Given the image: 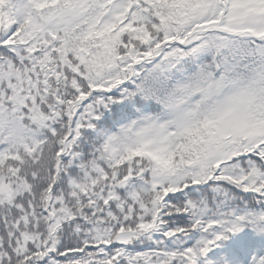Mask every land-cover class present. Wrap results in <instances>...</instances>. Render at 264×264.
Returning a JSON list of instances; mask_svg holds the SVG:
<instances>
[{
    "label": "snow or ice",
    "instance_id": "6c2138e0",
    "mask_svg": "<svg viewBox=\"0 0 264 264\" xmlns=\"http://www.w3.org/2000/svg\"><path fill=\"white\" fill-rule=\"evenodd\" d=\"M0 264H264V0H0Z\"/></svg>",
    "mask_w": 264,
    "mask_h": 264
}]
</instances>
